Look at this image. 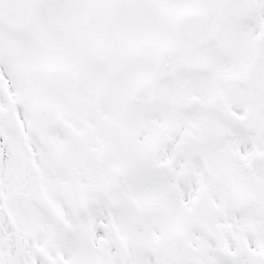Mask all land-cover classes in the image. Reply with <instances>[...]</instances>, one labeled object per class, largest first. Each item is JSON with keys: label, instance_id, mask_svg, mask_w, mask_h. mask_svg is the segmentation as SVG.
Returning <instances> with one entry per match:
<instances>
[{"label": "snow or ice", "instance_id": "snow-or-ice-1", "mask_svg": "<svg viewBox=\"0 0 264 264\" xmlns=\"http://www.w3.org/2000/svg\"><path fill=\"white\" fill-rule=\"evenodd\" d=\"M0 264H264V0H0Z\"/></svg>", "mask_w": 264, "mask_h": 264}]
</instances>
